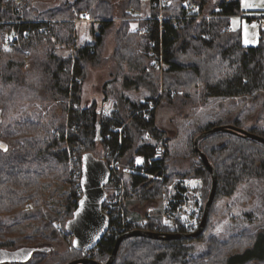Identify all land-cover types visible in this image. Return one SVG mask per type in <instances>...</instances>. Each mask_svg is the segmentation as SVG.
<instances>
[{
  "label": "trees",
  "instance_id": "16d2710c",
  "mask_svg": "<svg viewBox=\"0 0 264 264\" xmlns=\"http://www.w3.org/2000/svg\"><path fill=\"white\" fill-rule=\"evenodd\" d=\"M38 1L44 0H0V219L34 222L41 240L28 234L26 256H10L22 246L0 223V264H63L82 256L67 221L82 195L85 153L96 158L108 153L107 164L114 156L126 170L116 167V182L128 175L121 204L105 209L110 226L89 251L92 258L106 260L119 235L133 228L194 230L197 223L186 230L181 223L174 227L153 219L136 222L126 215L125 201L133 191L148 199L162 198L173 184L178 189L173 195L178 199L172 200L174 212L182 197L180 189L185 188L180 178H202L203 197L208 195L211 174L194 149V138L214 124L201 125L190 135V164L182 168L171 157L169 137L158 126L156 111L163 102L174 105L238 97L252 104L251 110L238 111L235 117L227 114L220 123L242 127L249 113L256 111L257 118L264 120V26L256 45L242 42L241 32L230 26V17L243 11L241 0H217L211 7L209 0H167L162 19L151 0H62L43 10L36 5ZM84 14L92 20L94 40L78 45L76 23ZM136 15L144 17L140 22L149 25L148 30H136ZM94 24H98L96 29ZM111 32H115L116 46L111 56H105ZM151 40L155 41L152 48L161 51L163 68L156 67L147 54ZM57 48L71 53L62 55ZM109 59L114 76L106 85L121 77L126 88L143 89L145 99L122 95V109L104 114L97 103L83 106L82 100L90 68ZM34 102L40 107L33 106ZM249 130L264 136V128L255 125ZM98 131L101 139H96ZM159 144L164 146L163 154L154 158ZM199 146L216 169L219 195H232L248 178L264 174L261 142L221 131L202 138ZM137 155L143 156L142 165L136 163ZM71 156L80 173H74ZM116 182L106 184L107 198ZM50 183L69 186L58 225L44 211L48 202L55 201L45 197ZM60 212L55 209L53 215ZM175 219L180 221L179 215ZM207 225L195 238H125L113 264H264L263 231L243 228L221 239L206 235ZM63 240L68 247L58 252L56 244ZM202 240L207 246L199 252L196 243Z\"/></svg>",
  "mask_w": 264,
  "mask_h": 264
},
{
  "label": "rangeland",
  "instance_id": "374dc122",
  "mask_svg": "<svg viewBox=\"0 0 264 264\" xmlns=\"http://www.w3.org/2000/svg\"><path fill=\"white\" fill-rule=\"evenodd\" d=\"M60 1L62 0H44L36 2V5L39 9L43 10ZM209 1L212 2L213 0ZM241 2L243 11L240 14H235L230 17V26L232 29L241 32L242 42L245 45H256L260 39V28L264 26V0H241ZM248 16L252 17V19L249 20ZM87 17L84 14L82 19L76 23L78 45L91 43L94 40L92 31L93 23L91 22L92 20H87ZM97 26L98 24H94L95 29ZM115 46V32H111L106 39L104 55L111 56ZM57 52L62 55H69L71 53L66 48H57ZM112 69L113 61L111 59L100 66H92L90 68L84 84L83 106H90L97 103L103 109L104 114H110L122 109V103L120 102V96L122 95L133 100L144 101V90L126 88L122 83L121 77L116 82H110L106 85V82L110 81L114 76L110 74ZM179 103L181 102L174 105L164 102L160 104L156 111V121L158 126L164 129L169 137L168 146L171 157L182 168L190 164L188 155L191 149L188 140L190 135L197 131L198 127L207 123L214 125L225 124L220 123L224 116L233 113L235 117L238 111L248 112L251 110L252 105L250 103L244 104L238 97L208 98L206 101L198 99L196 102ZM32 104L35 107H40L38 102ZM256 108L259 110L260 105L257 104ZM258 114L259 111L255 113L250 112L242 128L249 130L251 126L255 125L259 128H264V120L262 118L258 119ZM157 151L159 152V158L164 151L163 144L158 145ZM108 156L111 155L106 153L103 159L108 158ZM137 156L135 161L138 164ZM111 158L112 161L115 157L112 156ZM117 166L118 169L126 171L121 164H117ZM127 178L128 175H123L122 181L124 184ZM179 181L182 182L185 188L180 189L182 197L174 212L171 209L172 200L178 199L173 198V195L178 189L172 184L173 186L171 185L169 187L171 192L162 198L148 199L144 198L138 192H130L128 199L125 201L127 207L126 215L136 219V222H140L141 224L153 219L178 227L180 223L182 225L183 221L192 219L198 225L210 188L208 195L203 197L204 182L202 178H180ZM68 191L69 186L59 183H50L46 187L45 197L47 199L53 198L55 201L48 202L44 206V211H46L48 218H54L56 225L60 223L59 219L65 211L66 202L68 201ZM109 192H112V190ZM62 197L65 198L63 199ZM61 200L63 203H61ZM55 209L61 210L60 215H53ZM175 215H179L180 221L175 219ZM0 223L14 237L18 245L22 246L16 252L8 253V255L15 258H24L28 251L27 246L30 244L27 235L32 234V236H36L34 222L17 221L2 216ZM243 228L264 232V174L248 178L238 186V189L232 195L222 196L217 192L215 194L209 213L206 235L211 233L216 234L221 239H226L232 234L239 233ZM35 239L41 241L38 236ZM196 244L199 252L207 246L206 240L199 241ZM66 247L68 245L64 240L56 244V250L58 252L65 250ZM255 263L257 264L258 262Z\"/></svg>",
  "mask_w": 264,
  "mask_h": 264
},
{
  "label": "water",
  "instance_id": "95a60500",
  "mask_svg": "<svg viewBox=\"0 0 264 264\" xmlns=\"http://www.w3.org/2000/svg\"><path fill=\"white\" fill-rule=\"evenodd\" d=\"M229 131L236 132L245 137L264 144V136L244 129L234 124H220L209 127L194 138V149L211 174V187L208 198L204 204L202 217L197 227L189 232L171 231L163 232L145 228H133L123 232L116 240L109 257L100 261L88 255V252L96 247L106 235L111 219L104 211V203L107 199L106 184L110 181L112 171L103 158H96L91 153H85L81 160L80 196L73 216L67 221V228L73 234V244L82 251V256L65 262L64 264H113L117 257L121 242L132 236H145L154 239H181L195 238L201 235L207 225L211 206L217 189V173L214 165L209 161L206 153L200 148L202 138L213 133ZM96 139H101L98 131Z\"/></svg>",
  "mask_w": 264,
  "mask_h": 264
},
{
  "label": "built area",
  "instance_id": "2783aa9c",
  "mask_svg": "<svg viewBox=\"0 0 264 264\" xmlns=\"http://www.w3.org/2000/svg\"><path fill=\"white\" fill-rule=\"evenodd\" d=\"M167 3H168L167 0H151V6L159 8L160 12L157 15L158 18L162 19L164 17V14L162 13V8ZM133 18L137 22L136 30L139 33H142L145 30L149 29V25L141 24L140 19L144 18L142 15H136V16H133ZM154 44H155V41L151 40V48L148 49L147 54L152 57V60H153L152 63L156 67L163 68V67H165V63L163 61V58H162V55H161V51L159 53L158 51L153 49L152 47L154 46ZM158 156H159V152L157 151L153 157L154 158H158ZM69 162H70V164L74 165L75 162H76V158L71 156ZM137 162H138L139 165L143 164L142 155H138L137 156ZM117 164H118V161L115 158L111 161L110 164H108L110 169H111V171H112L111 178H110V180H112V182H116L115 180H116V176L117 175L115 174V170H116ZM73 169H74V173H78L79 172L76 167H73ZM124 191H125V186H124L123 181L121 180L120 182H116V185H115V187H114V189L112 191V196L106 199V201H107L106 205L107 206L104 207V211H105V209L108 210V209L112 208L114 205H118L119 206L121 204L122 200H123ZM182 226L186 230H190V229L193 228V226H195V221L192 220V219H187V220L182 222ZM88 254H90V252Z\"/></svg>",
  "mask_w": 264,
  "mask_h": 264
},
{
  "label": "crops",
  "instance_id": "0c3cea01",
  "mask_svg": "<svg viewBox=\"0 0 264 264\" xmlns=\"http://www.w3.org/2000/svg\"><path fill=\"white\" fill-rule=\"evenodd\" d=\"M217 3V0H213L212 2H210V7L213 6V5H216ZM209 7V8H210ZM82 19V18H81ZM87 20H89V18L87 17Z\"/></svg>",
  "mask_w": 264,
  "mask_h": 264
}]
</instances>
